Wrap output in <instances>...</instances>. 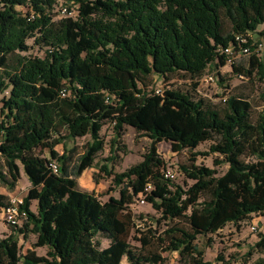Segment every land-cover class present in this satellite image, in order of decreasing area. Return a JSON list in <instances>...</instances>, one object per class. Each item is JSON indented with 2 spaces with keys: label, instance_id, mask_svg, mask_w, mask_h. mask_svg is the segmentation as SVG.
Segmentation results:
<instances>
[{
  "label": "trees",
  "instance_id": "obj_1",
  "mask_svg": "<svg viewBox=\"0 0 264 264\" xmlns=\"http://www.w3.org/2000/svg\"><path fill=\"white\" fill-rule=\"evenodd\" d=\"M67 1L78 6L76 17L54 19L57 0H0V158L6 167L0 168V183L14 189L23 169L31 185L20 204L25 228L12 225L0 240V264H166L160 255H143L130 245L136 219L129 206L139 195L163 220L185 219L186 226L164 232L168 250L194 264H212L203 261L199 235L264 215V108L253 119L248 96H229L218 109L178 89L149 87L153 75L169 79L181 72L195 79L208 67L226 65L223 49L237 45V36L250 47L264 24V0ZM32 38L48 48L46 56H18L11 65L9 57L28 51ZM251 54L246 67L231 62L233 70L264 84V59ZM259 98L264 105V89ZM106 121L114 123L117 138L128 125L152 143L141 162L114 174L120 196L102 202L79 189L77 178L103 149ZM87 135L91 141L78 156L73 149L62 155L55 149L63 139ZM162 141L175 152L212 141L210 152L221 157L214 165L227 170L219 174L193 158L183 168L193 183L176 185L165 177L166 163L157 154ZM45 149L49 157L40 153ZM100 170L113 175L107 164ZM204 194L208 198L201 200ZM5 199L0 194L4 208L11 205ZM28 228L37 236L35 245L48 249L45 256L28 251L22 259L18 241ZM100 235L110 239L102 249ZM255 248L264 251V232Z\"/></svg>",
  "mask_w": 264,
  "mask_h": 264
},
{
  "label": "rangeland",
  "instance_id": "obj_2",
  "mask_svg": "<svg viewBox=\"0 0 264 264\" xmlns=\"http://www.w3.org/2000/svg\"><path fill=\"white\" fill-rule=\"evenodd\" d=\"M64 8L65 10H62ZM77 9L78 6L71 1L57 0V4L52 10L53 18L59 19L66 15L76 17L78 14ZM18 10L26 12L24 7H18ZM225 29H230L227 21H225ZM253 37L254 41H259L263 44L255 52V55L264 59V24L259 26ZM27 43L30 47L28 51L17 52L9 57L11 65L16 64L18 56L39 58L46 56L48 48L37 45L34 38L29 39ZM251 56L252 54H240L234 60V64L237 67L241 65L246 67ZM232 63H226V65L218 68L208 67L201 77L195 79L189 75L184 76L181 72L172 73L169 79L153 75V84L149 88L161 90L178 89L191 94L194 98H203L218 109L224 107V100L229 96H248L252 103L253 119H256L264 108L259 98L260 93L264 89V84L258 77L247 78L235 72ZM221 77L224 79L223 82H221ZM100 135L104 141L103 149L97 154L93 167L87 169L77 178V183L79 189L94 193L100 201L106 202L111 196L116 198L120 196V188L115 187L113 182L114 174L123 173L141 162L152 142L146 134L137 132L128 125L124 126L121 138H117L112 121L105 122ZM90 141V135L76 139L66 138L55 149L59 155L73 149L75 156H78L85 151L86 145ZM211 144L212 141H206L201 143L196 149H184L180 152H175L172 150L170 142L162 141L157 144V154L164 159L166 171H170L173 174V177L170 178L173 183L188 188L193 181L186 176L183 168L190 166L193 163V158L196 159L194 163L197 165L217 169L219 174L227 170V165H214V160L221 157L216 153L210 152ZM40 153L49 157V150L47 149L40 151ZM106 159H110V161ZM103 164L108 165L113 175H107L100 170ZM0 168L6 170L5 163L1 158ZM30 186V181L23 169H21V178L14 189H10L0 183V194L6 197V203H10L15 207L16 225L23 229L25 228L26 219L21 218L23 214L21 215L20 212V204L27 195ZM204 198H208L207 194H204L201 200ZM31 209L37 212V201L31 202ZM129 209L136 219V227L133 229L129 239L134 251L143 255H148L149 253L158 254L166 264H194L191 257H181L177 251L168 250V242L166 243L162 240L164 232L170 226H186L185 219L163 220L161 213L153 208L152 204L143 195L137 196L134 202L130 204ZM189 213L190 211H188V215ZM140 215L144 218L141 219ZM158 219L160 220L159 223L157 222ZM13 228L8 223L5 208L0 206V240L8 237L13 232ZM260 232H264V215L252 214L238 225L229 223L214 234L199 235L196 243L203 250L204 262H211L212 264H256L260 259H264V251L255 248L258 233ZM145 238L150 239L148 245L143 243ZM36 241L37 236L30 231V228L26 229L24 234H20L18 246L22 259H24L23 256L28 251H35L38 256L47 254L48 249L46 247H37L35 245ZM96 241H98L101 249L110 244V239L104 235L97 236ZM123 264L130 263L124 259Z\"/></svg>",
  "mask_w": 264,
  "mask_h": 264
},
{
  "label": "built area",
  "instance_id": "obj_3",
  "mask_svg": "<svg viewBox=\"0 0 264 264\" xmlns=\"http://www.w3.org/2000/svg\"><path fill=\"white\" fill-rule=\"evenodd\" d=\"M62 10H65V8ZM252 39H253V41H252L250 47L249 46L243 47L242 43H245L247 41V39L242 37V36H237L236 37L237 45H229L228 47L224 48L223 52L225 54H227L229 57L228 63L233 62L236 58H238V56L240 54H242V55L251 54L252 52L258 51L259 48L263 46L262 42L254 41V38H252ZM159 91H160V89H157V92H159ZM63 95H64V93H63ZM50 166L54 169V171H57V164L55 162H52L50 164ZM165 177L172 178L173 174L170 173V171H165ZM149 188H150V186H149ZM5 210H6V213L8 216V223H10L11 225H16L17 220L15 218V214H16L15 213V207L13 205H9L8 207L5 208ZM21 215H22L21 216L22 219H24L26 216L24 212H21Z\"/></svg>",
  "mask_w": 264,
  "mask_h": 264
}]
</instances>
